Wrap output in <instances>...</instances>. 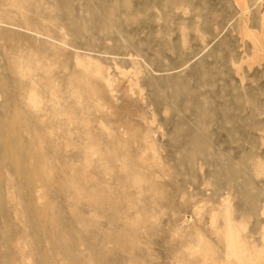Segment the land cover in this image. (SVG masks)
I'll return each mask as SVG.
<instances>
[{
    "label": "rangeland",
    "instance_id": "374dc122",
    "mask_svg": "<svg viewBox=\"0 0 264 264\" xmlns=\"http://www.w3.org/2000/svg\"><path fill=\"white\" fill-rule=\"evenodd\" d=\"M240 12L0 0V264H264V59Z\"/></svg>",
    "mask_w": 264,
    "mask_h": 264
},
{
    "label": "bare ground",
    "instance_id": "6f19581e",
    "mask_svg": "<svg viewBox=\"0 0 264 264\" xmlns=\"http://www.w3.org/2000/svg\"><path fill=\"white\" fill-rule=\"evenodd\" d=\"M236 1H237V4H238L239 8H240V11H241L240 12L241 13L240 14V18H239L240 19L239 23H240V26L242 28V32H243L242 35H244L245 37H249V39L253 40V43H254V59L255 60L264 59V46H263V41H262L263 38H261L262 37V33H261V36H259L256 33L249 32L248 29H247V24H248L249 15H250V8L248 7L247 0H236ZM262 22H263L262 23L263 24L262 28H263V32H264V15H263V18H262ZM129 61L134 66L137 65L136 68H135L137 70V72H136V75H135L136 80L135 81L133 80V81L129 82L128 84L133 82V85H135V87H139V85H141V82H142L141 81L142 65L140 63H138L137 60H135L133 56L130 57ZM83 64L84 63H82L81 65H83ZM135 69L133 71H135ZM100 71H101V69H98V73ZM101 81H102V79H101ZM126 83L127 82L125 80L122 82V84H126ZM49 84L52 87L51 88L52 91L56 90L55 86H53V83H49ZM104 84H105V86H106V88H107V90L109 92V95L113 99V95H114L113 93L115 92L116 80H113L112 77L110 78V75L107 74L106 77H105V80H104ZM50 85H48V87H50ZM132 89L133 88H129L128 90L131 91V92H134V91H132ZM131 92H129V93H131ZM32 102L35 105H42L44 101H43V99H34ZM104 108H107V107L104 106ZM104 108L98 106V109H104ZM130 124H132V123L130 122ZM66 136H67V132H66ZM153 153H154V150H153ZM144 154H147V153H144ZM142 163H143V161H142ZM69 167L72 170V174H74L76 172V169H74V164H72ZM84 167H91V168L93 167L92 160L90 159V157L86 158ZM82 169H83V167H82ZM100 170H102V169H98V168L96 169V171H98V172H100ZM107 170L109 171L110 169H107ZM98 195H99V197L101 196V194H98Z\"/></svg>",
    "mask_w": 264,
    "mask_h": 264
}]
</instances>
